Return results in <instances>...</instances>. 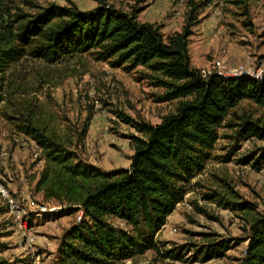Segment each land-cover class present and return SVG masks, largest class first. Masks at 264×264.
<instances>
[{"label":"trees","instance_id":"trees-1","mask_svg":"<svg viewBox=\"0 0 264 264\" xmlns=\"http://www.w3.org/2000/svg\"><path fill=\"white\" fill-rule=\"evenodd\" d=\"M98 1L86 11L53 4L11 11L0 2V103L6 96V71L20 58L56 63L86 54L111 68L136 69L160 89L156 100L175 102L174 111L154 125L123 119L135 132L129 136L130 163L111 171L85 164L72 147L71 136L48 132L23 119V133L38 146L42 160L35 191L45 201L82 213L59 237L54 264L134 263L147 251L157 252V234L189 192L191 181L204 170L219 128L232 129L233 148L243 140L264 141V76L261 81L243 76L203 78L191 65L192 28L199 23L201 10L212 7L214 0H185L184 23L170 35H164L159 24L138 21L146 5L135 4L125 11ZM141 1L146 0L136 3ZM242 102L259 109V117L243 111L228 118ZM260 156L264 159V152ZM258 162L263 165L260 160L252 166L259 169ZM223 188L202 197L236 212L243 221L246 247L240 264H264V209L242 200L230 187ZM194 208L203 212L196 204ZM206 241L196 251L202 261L220 258L229 248L224 241ZM1 248L0 241V252ZM0 264L11 263L0 253Z\"/></svg>","mask_w":264,"mask_h":264},{"label":"rangeland","instance_id":"rangeland-1","mask_svg":"<svg viewBox=\"0 0 264 264\" xmlns=\"http://www.w3.org/2000/svg\"><path fill=\"white\" fill-rule=\"evenodd\" d=\"M105 1L121 9L122 6L129 8L135 4L143 5V1L137 4L136 0ZM157 1L170 3V10L165 11V17H169L170 13L174 16L173 2ZM0 2L11 11L15 7L32 11L52 4L73 5L86 11L96 7L99 1ZM212 3V7L204 8L201 14L211 15L217 23L215 29H221L218 49L224 47L229 52L232 49L237 54L235 63L252 61L254 66L262 68L264 0H250L245 4H237L235 0H214ZM217 3L219 16L211 12ZM31 4L37 7L33 9ZM184 11L174 17L184 19ZM213 54L210 50L206 60L211 61ZM5 77L6 96L0 103V135L5 138L3 149L9 154L6 159L0 158V173L5 180L6 174L12 170L11 154L15 149L28 152L32 159L30 166L38 164V159L32 157L36 144L29 138L16 144L11 137L12 134L23 133L24 118H29L35 126L45 127L48 132L71 136L72 147H75L78 157L85 164L101 171H111L126 168L130 163L132 149L129 136L135 132L124 122L125 117L154 125L175 108L174 101L156 100L155 95L160 93V89L142 79L136 69L124 71L111 68L107 62L96 61L89 54L65 58L56 63L22 57L8 67ZM243 111L251 112L254 117L260 115L254 105L242 102L229 113L228 118L232 117V113ZM218 133L219 139L211 151V158L202 173L191 181L189 192L172 214L175 220L162 229V232H166L165 237H162V233L156 237L159 250L147 251L136 257L134 263L126 260L123 264H240L246 245L243 221L236 212L219 207L214 201H207L202 196L212 189L223 191V187L228 186L242 200L253 203L260 210L264 209V159L260 156L264 152V141L255 138L243 140L233 148L232 129L222 126ZM260 160L263 165L259 166L258 162L259 169L252 166ZM34 176L31 173L23 176L28 197L19 196L27 214L29 244L22 241L0 198V253L11 264H54L59 237L70 225L78 222L79 211L54 201H45L42 194L35 191L38 177L35 179ZM195 204L203 212H197ZM40 206H45L46 211H40ZM53 207L57 210H48ZM172 227L177 228L176 234L167 233ZM206 240L224 241L229 248L220 258L202 261V255L196 251L205 247Z\"/></svg>","mask_w":264,"mask_h":264},{"label":"crops","instance_id":"crops-1","mask_svg":"<svg viewBox=\"0 0 264 264\" xmlns=\"http://www.w3.org/2000/svg\"><path fill=\"white\" fill-rule=\"evenodd\" d=\"M143 5H146L143 10L140 11V13L137 16L138 21L140 22H149V23H156L161 26V32L164 35H170L174 32H179L181 30V27L184 23V19H178L177 17L170 16L165 17V11L168 9L170 10V3L163 2L160 3L159 1H151L147 0L142 3ZM141 6V5H139ZM123 7V10L127 11L128 8ZM208 13H204L200 15L199 23L192 28V34L189 37V44H188V53L190 57L191 65L195 68H200L205 65H207L210 60H206V54L211 50L214 52L213 56H216L218 54V47L221 44V40H219L218 37H213L212 33L215 30L216 22L212 18L211 15H207ZM206 16V17H205ZM232 49H228V61L233 62L237 58V54H235ZM5 138L0 135V149L5 148ZM12 161L10 163V167L12 170L7 173V176H13L14 181L16 183V180L23 177L26 174H35V179L38 177V173L42 167V161L37 164V166L32 167L30 166V163L32 162V159L28 156V152L23 149L22 151H19L17 149L13 150L11 154ZM127 168V167H126ZM9 170V169H8ZM109 171V170H107ZM34 179V181H35ZM193 181V180H192ZM34 183V182H33ZM26 186V185H25ZM21 187L18 185V189L20 190V195L23 198H27L28 194L26 191V187ZM176 210V207L174 211ZM174 211L167 217V221L165 225L162 227H166L167 223H171L175 220V218L172 216ZM162 229L159 231V233H162V237H165L166 232H162ZM169 231H167L168 233ZM158 233V234H159ZM157 234V238H158ZM169 234V233H168Z\"/></svg>","mask_w":264,"mask_h":264},{"label":"built area","instance_id":"built-area-1","mask_svg":"<svg viewBox=\"0 0 264 264\" xmlns=\"http://www.w3.org/2000/svg\"><path fill=\"white\" fill-rule=\"evenodd\" d=\"M173 2V14L174 16H180L185 10V0H170ZM219 3V2H218ZM217 5L212 9V14L215 16H219L220 8ZM221 34V29H215L212 33L213 37H219ZM199 74L203 78H208L211 75H218L226 78H233V77H247L253 80L261 81L264 76V66H254L252 61H244V62H233L228 61V49L220 48L218 54L214 56L211 61L203 66L198 68ZM12 140L18 144L22 141V139H28V137L23 133H15L11 135ZM36 148L32 157L38 159V163L41 162L39 158L40 149L37 145H34ZM9 156L6 150L0 149V158L6 159ZM5 180L3 175L0 173V198L4 201L6 213L10 216L14 226L16 227L19 236L21 237L22 241L26 244L30 243L29 240V233L26 232L27 229V214L23 206L19 201L20 190L18 189V185L21 187L26 185V179L21 177L14 181L13 176H7ZM49 211L53 212L56 211L57 208L53 207L48 209ZM40 211H46L45 206H40ZM81 211H79L78 221L81 218ZM177 228L172 227L169 229L170 234H176ZM244 246V251H245Z\"/></svg>","mask_w":264,"mask_h":264}]
</instances>
